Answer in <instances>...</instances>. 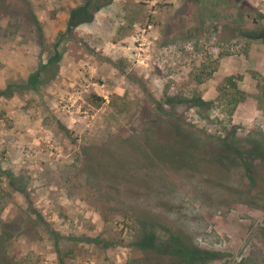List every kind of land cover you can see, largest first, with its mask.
<instances>
[{
  "label": "rangeland",
  "instance_id": "rangeland-1",
  "mask_svg": "<svg viewBox=\"0 0 264 264\" xmlns=\"http://www.w3.org/2000/svg\"><path fill=\"white\" fill-rule=\"evenodd\" d=\"M172 236L264 264V0H0V263Z\"/></svg>",
  "mask_w": 264,
  "mask_h": 264
},
{
  "label": "trees",
  "instance_id": "trees-1",
  "mask_svg": "<svg viewBox=\"0 0 264 264\" xmlns=\"http://www.w3.org/2000/svg\"><path fill=\"white\" fill-rule=\"evenodd\" d=\"M225 149L231 152V148H229L228 145H226ZM154 238L153 236L148 237L146 234H142V244L140 245L143 251L154 255V258L158 260V253L160 254L161 250L155 246L153 242ZM169 242V247L171 248L170 254L178 258L179 262L177 264H200V262L206 261L205 259H211L208 253L197 248H188L189 250H187V246L184 245L183 239H178L177 236H172Z\"/></svg>",
  "mask_w": 264,
  "mask_h": 264
}]
</instances>
